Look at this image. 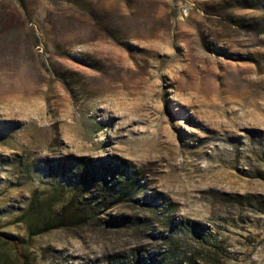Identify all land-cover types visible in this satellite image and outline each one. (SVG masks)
Returning <instances> with one entry per match:
<instances>
[{
  "label": "rangeland",
  "instance_id": "rangeland-1",
  "mask_svg": "<svg viewBox=\"0 0 264 264\" xmlns=\"http://www.w3.org/2000/svg\"><path fill=\"white\" fill-rule=\"evenodd\" d=\"M230 13L264 21V0H0V233L29 264H128L169 247L264 264V34ZM107 157L140 173L137 199L44 232L73 199L69 163ZM109 214L156 223L111 229ZM0 264H21L1 240Z\"/></svg>",
  "mask_w": 264,
  "mask_h": 264
},
{
  "label": "trees",
  "instance_id": "trees-1",
  "mask_svg": "<svg viewBox=\"0 0 264 264\" xmlns=\"http://www.w3.org/2000/svg\"><path fill=\"white\" fill-rule=\"evenodd\" d=\"M229 21L232 25L246 29L256 35L264 34V21L256 17L229 15ZM75 170L76 187L70 205L63 209L64 221L60 223L57 218H52L45 223L44 232L54 229L68 230L69 228H80L89 223L99 225V220L94 216L96 210L90 208H100L108 206L112 201L116 204H125L132 201L144 190V183L140 173L135 170L126 161L116 160L114 157H107L100 160L75 159L69 163ZM132 168V169H131ZM80 200H83L82 202ZM141 203V209L146 212L145 206H150V214H158L162 206L138 200ZM156 206L155 209L153 208ZM158 210V211H157ZM147 211V212H148ZM95 222V223H94ZM103 226L111 229L129 230L135 229L140 231L142 226L152 225L153 217L148 215H121L112 216L109 214L107 219L102 221ZM171 226L174 225L169 221ZM185 235H192L203 242L206 241L201 234L199 225L195 222L185 221L173 226ZM0 240L11 246L21 264H29L22 252V242L17 238L0 233ZM171 245V244H170ZM172 246V245H171ZM161 249V248H160ZM199 251L191 256H180L177 254L175 247H169L160 250L153 255L137 257L128 261V264H197L201 258ZM127 263V262H126Z\"/></svg>",
  "mask_w": 264,
  "mask_h": 264
}]
</instances>
